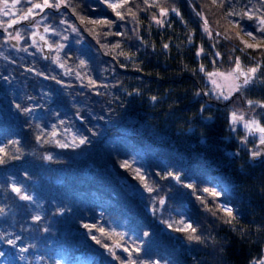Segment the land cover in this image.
Segmentation results:
<instances>
[{
	"label": "trees",
	"instance_id": "16d2710c",
	"mask_svg": "<svg viewBox=\"0 0 264 264\" xmlns=\"http://www.w3.org/2000/svg\"><path fill=\"white\" fill-rule=\"evenodd\" d=\"M220 3L128 0L117 9L123 19L104 0L45 8L40 17L53 32L46 37L63 45L60 65L38 52L16 56L0 32V47L12 55L0 57V78L24 86L21 99L11 97L20 107L0 118V255L10 264H54L58 252L70 262L90 257L91 264H255L262 258L264 158L251 162L253 141L233 130L232 113L245 111L264 124V55L239 39L255 21L227 13H264V0ZM28 7L21 0L16 12ZM15 28L26 45L27 21ZM237 58L246 70L260 67L249 85L225 99L208 76L231 70ZM65 107L74 129L55 117ZM220 205L233 209L231 223L220 219ZM181 219L197 229L199 241L174 230ZM115 243L128 251L113 252Z\"/></svg>",
	"mask_w": 264,
	"mask_h": 264
},
{
	"label": "snow or ice",
	"instance_id": "6c2138e0",
	"mask_svg": "<svg viewBox=\"0 0 264 264\" xmlns=\"http://www.w3.org/2000/svg\"><path fill=\"white\" fill-rule=\"evenodd\" d=\"M21 0H11V7L15 8L16 5L18 3H20ZM28 3L31 4V7H29L26 11H23L22 14L19 16V18L17 20H13L12 22H10L8 24V27H12V25L14 23H18L20 21H25V20H29L30 17H33L35 14L38 13H34V9H39L41 12L45 9V8H59L62 4H66L67 0H56L55 3L52 2V0H43V3H33L32 0H27ZM104 2L107 4V6L109 8H111L113 10V12H115V15L117 17H120L121 19H123V16L121 15V13L119 11H117V9H120L122 7H124L127 3L128 0H115V2H110V0H104ZM145 2H147V0H145ZM217 2V0H213V3L215 4ZM223 2L224 0H221L220 6H223ZM3 8H0V11H3V15L4 16H8L10 15L9 11H6L4 9H7L9 7V0H3ZM129 13H131V9L128 10ZM173 11H176V9H173ZM257 12H259V10H251V9H245V10H241V11H236L235 9L229 11L227 13L228 16H239L241 19H244L245 17L249 20V21H255V26L252 28V30H248L247 28L242 29V31L244 32V34L246 36L251 37L253 40L258 41L257 44L253 45V44H249L246 40H243L241 38V43L245 46V48L247 49H253V50H262L261 51V55H264V13L261 14H256ZM132 15H134V13H131ZM161 16H166L167 15V10L161 8L160 11ZM81 22H84V17H81ZM92 24H111L113 23L112 21H101V20H91L89 21ZM157 23L162 24L163 21L162 20H157ZM236 23V26L239 27V23ZM50 29L48 27H46L44 29L45 32H48ZM73 31H79L75 26L72 27ZM205 31L209 32L210 34V29L207 27V20L205 19ZM118 35H122V33H117ZM35 35V33L33 34ZM239 35V34H237ZM10 38L19 40L21 38L20 32H16L15 36H11V34H9ZM227 38V37H226ZM41 40L44 39L43 36L40 37ZM64 39H67V37H64ZM52 46L49 45V48H51ZM57 47H62V45H57ZM107 47V46H106ZM114 47H119V44L115 45ZM165 48L168 47L167 44L164 45ZM235 50V49H234ZM201 51H203V49H201ZM83 61H81V65H83ZM260 67V64L257 63V65L255 67H250L247 70H245L240 62H239V58H237L236 63H235V68H233L229 73H227L226 78L231 80V85L229 88V91H240L243 87L249 85L255 78V74L258 70V68ZM211 75H220V76H225L224 73H212ZM215 82V81H214ZM221 95H223V93L221 92ZM225 99L228 98V96H224ZM153 99H155V97H153ZM249 105H251L253 103V101H248ZM262 107H264V105H261ZM20 106L17 105V108H19ZM25 111H29L28 109H25ZM244 120V116L243 115H238L236 112L232 113V122L235 124L238 121H243ZM244 127L250 132V133H259V140L261 144H264V125H261L259 123V121L252 119L250 121H247L244 123ZM86 138H81L79 143L83 144L85 143ZM66 145H61V147H65ZM0 151H3L2 149H0ZM260 155L259 152H254L253 156H258ZM47 159H52L51 156L47 157ZM4 163L3 158H0V164ZM127 166V162H125V165ZM137 172H139V170L137 169ZM169 175H172L171 173H169ZM177 180H179V177H175ZM141 179H143V177H141ZM186 187H188L189 189H193L194 191H196L195 185L193 184H188L186 185ZM145 188H147V190L149 192L153 191L152 188L148 187L147 184H145ZM13 191L20 193V188L18 187H13ZM203 193H208L213 197H216L218 195L217 192H215L214 190H210L208 188H203L201 190H199ZM21 199L24 200H28L31 199V197L29 196H21ZM197 199H200L202 203H206V201L204 200L203 196H198ZM161 204L164 203L163 200L160 201ZM3 209H0V213H3ZM208 211H211L213 215H217L216 211H213L211 208L208 209ZM218 211L219 212H223L225 213V216L220 217V219L224 220L225 223H231V218L233 216V209L231 207H227L225 205H220L218 207ZM227 217V218H226ZM36 220H39L40 217L37 216L35 217ZM176 227H174V230L177 232H182V233H188L187 235V239L188 240H197L199 241L201 239L200 236L194 235L197 232V229L195 227L192 226L191 223H186L185 220L181 219L179 221L175 222ZM170 228L173 227V224H169L168 225ZM85 228H88L89 225L85 224L84 225ZM95 227V226H93ZM98 231L103 232V229H97ZM145 235H147V233H145ZM94 240L96 239L95 236L92 237ZM9 243H14V241H9ZM97 243H100L99 240H97ZM105 247H108L107 245H105ZM26 250V249H25ZM125 251H128V249H124ZM111 251V249H110ZM136 251H139V249L137 248ZM113 255H115V253H113ZM117 259H120L119 257H116ZM121 264H124V262L122 261ZM129 264H135V261H130ZM261 264H264V262H261Z\"/></svg>",
	"mask_w": 264,
	"mask_h": 264
},
{
	"label": "rangeland",
	"instance_id": "374dc122",
	"mask_svg": "<svg viewBox=\"0 0 264 264\" xmlns=\"http://www.w3.org/2000/svg\"><path fill=\"white\" fill-rule=\"evenodd\" d=\"M3 7H4L3 6V0H0V8H3ZM4 10L9 11L10 15L4 16L3 11H0V28L4 29V30H10L11 27H8V24L10 22H12L13 20H17L22 13L16 12V10H17L16 7L15 8L11 7V0H9V7L7 9H4ZM12 13H13V16H12ZM34 13H38V14H35L33 17H30L29 20H26L27 25L30 28L29 34H28L29 41L26 45H23V38L21 36L20 40H21L22 46L18 50V52L15 54L16 56L22 55V54L26 56V55L31 54V53L36 54L37 52L40 55H42L39 44L33 40L32 35L34 33H38L40 36H43L46 40L49 41V39L46 37V33L53 34V32H45L44 31V29H45L43 26L44 19L42 17H40L42 15V14H40L41 11L39 9H34ZM20 22H22V21H20ZM20 22H18V23H20ZM18 23H14L12 26L17 25ZM50 31H52V30H50ZM16 32H20V35L22 33L19 28H15V34H16ZM15 34H14V36H15ZM2 38H4V35H2ZM241 38L243 40H246L249 44L255 45L258 43V41L253 40L249 36H246L244 34V32H242V34H240V37H239L240 41H241ZM63 40H67V39L63 38ZM49 42L54 47L55 51H57L59 53V59L54 64H57V65L62 64L61 58H60L61 47H59V48L57 47V45H60V44L53 43L51 41H49ZM243 47L245 48L244 45H243ZM9 52H10V49H3L2 47H0V57H3V56L5 57V55L7 57ZM11 57H12V55H11ZM11 57L8 56L7 59H9ZM42 58H43V56H42ZM46 61H49V60H46ZM50 61H52V59ZM233 68H235V66ZM231 70L226 71V72H214V73H224L225 76L211 75L212 73L209 74V76H208V78L210 80L211 87L214 89V92H216L220 96H230L233 93L238 92V91H234V90L231 92L229 91V88L231 85V80L226 78V76H227V73H229ZM37 71H38L37 73H40V74L43 73V71H40V70H37ZM0 86H1V88H0V118H2V117L9 116L14 110H17V104L14 103L12 98L18 97L19 99H21L23 94H24V86H22L18 82H14V80H12L10 76L1 77L0 78ZM221 92L223 93V95H221ZM236 113L238 115H243L244 120L238 121L235 124L232 122L233 130L235 132L241 131L243 139L247 140V139L251 138V141H253L251 153L253 151L258 152V150H256V145L260 142V140H259L260 134L254 133V132L250 133L244 127V123L247 121H250L252 119H255L257 121H259V120L256 117L247 114L245 111L238 110V111H236ZM55 117L58 120H60L61 122L65 123L68 126V128H70V129H74L75 127L78 126L77 122L75 120V117L72 115L71 111L69 109H67L66 107L61 110V113L57 112V114H55ZM260 124L264 125L262 123H260ZM243 141H242V143L244 144ZM221 184H222L223 188H225L226 190H229V186L227 183L222 181ZM112 251L118 252V251H114V250H112ZM2 256L0 255V264H10V260L6 259V258L4 259ZM261 262H264V254L260 260L255 262V264H261ZM19 264H47V263L44 261H41L39 259H36V260L35 259L34 260L23 259V260H21V262H19ZM54 264H91V260H90V257L85 256V257L76 258L74 261L70 262L62 252H58L56 255Z\"/></svg>",
	"mask_w": 264,
	"mask_h": 264
},
{
	"label": "water",
	"instance_id": "95a60500",
	"mask_svg": "<svg viewBox=\"0 0 264 264\" xmlns=\"http://www.w3.org/2000/svg\"><path fill=\"white\" fill-rule=\"evenodd\" d=\"M3 32H4L5 36H6V38H5L6 43L11 45L15 49H18L19 46H20V40H16V39L10 38V36H9V34H11V36H13L14 29L4 30ZM40 37L41 36L38 33H35V35H32L33 40L36 41L39 44V47H40V50H41L43 58L45 60L52 59V61L54 63H56L58 61V52L54 51L55 50L54 47L50 44V42L48 40H46L45 38L43 40H41ZM49 45H51L52 47L49 48ZM26 70L28 72H32L33 71V69H31V68H26ZM256 150H258L260 155L253 156V153L251 154L250 160H251V162L253 164L261 162V160L264 158V144H261L259 142L256 145ZM112 249L114 251H123L124 250V248L119 243H115L113 245Z\"/></svg>",
	"mask_w": 264,
	"mask_h": 264
},
{
	"label": "flooded vegetation",
	"instance_id": "af4514ba",
	"mask_svg": "<svg viewBox=\"0 0 264 264\" xmlns=\"http://www.w3.org/2000/svg\"><path fill=\"white\" fill-rule=\"evenodd\" d=\"M14 26H15V25H14ZM14 26H12L11 29H14ZM11 29H10V30H11ZM3 31H4V29H1V28H0V32H1L2 35H4V42L6 43V41H5L6 36H5V34H4ZM14 34H15V29H14ZM14 34H13V36H14ZM19 40H20V39H19ZM20 43H21V40H20ZM7 44H8V43H7ZM8 45H9V44H8ZM19 48H20V46H19ZM19 48H18L17 50H19ZM13 49H14V48H13ZM25 71L28 72V71L26 70V68H25ZM32 73H33V72H32ZM254 152H255V151H253L252 153H254Z\"/></svg>",
	"mask_w": 264,
	"mask_h": 264
}]
</instances>
